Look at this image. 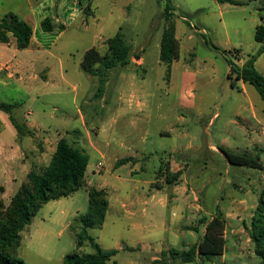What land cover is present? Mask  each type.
Wrapping results in <instances>:
<instances>
[{
  "label": "rangeland",
  "instance_id": "374dc122",
  "mask_svg": "<svg viewBox=\"0 0 264 264\" xmlns=\"http://www.w3.org/2000/svg\"><path fill=\"white\" fill-rule=\"evenodd\" d=\"M111 1L98 0L95 4L102 13L114 5L130 4V16L119 24L120 32L130 55L141 57L138 65L130 59L127 65L115 67L125 72L127 94L120 95L116 75H112L109 106L98 112L103 106L95 97L98 80L81 70V79L75 78L70 88L54 91L51 106L56 108L55 117L72 114L70 126L84 132L75 108L81 110L92 150L85 139L74 145L89 155L86 182L108 190L110 208L105 221L101 228L89 229V236L104 251L115 250L111 264H154L155 254L161 257V252L155 251L162 249L165 255L160 264H258L260 258L255 254L253 243L245 242V234L238 242L231 226L226 228L222 256L182 263L174 252L186 251L201 239L203 221L211 220L210 211L218 212L223 219L229 213L232 218L226 223L243 227L234 219L239 200L247 207L246 213H252V218L242 216L246 226L250 229L252 221L258 224L255 206L264 185L260 181L264 177V100L250 84L244 83V91L240 90V83L231 87L227 74L229 59L241 66L257 53L254 33L258 25L264 24L262 0H233L234 4L217 0H170L173 7L170 21L174 22L180 49L178 59L169 67L168 77L166 65L159 60L161 37L167 23L163 16L165 1L114 0L113 5ZM95 4L91 7L93 11ZM68 45L67 51H73L69 60L77 62L90 44L77 41ZM100 51L104 52V47ZM255 69L264 75V54L257 56ZM129 91L136 94L130 103ZM75 93L77 97L73 101ZM117 103L126 112L124 117L116 116ZM252 105L254 119L249 109ZM28 110L22 104L12 114L22 118ZM93 128L105 132L97 136ZM159 130L169 134L159 137ZM145 131V143L131 142L134 136L144 137ZM105 142L122 156L131 153L126 148L129 143L135 146L132 152L144 149L147 158L140 161L142 169L125 164L113 170L106 162L102 173L94 172L99 159L95 147L102 148ZM221 148L257 158L263 168L230 165ZM31 161L27 160L23 167L29 169ZM173 163L182 164L181 176L167 184L163 172L168 166L169 172L174 173ZM16 166L22 167L18 161ZM14 172L16 183L4 184L5 190L0 191L5 206L25 179L17 167ZM201 185H204L202 208L205 211L200 214L186 211L179 192L185 189L191 194ZM87 208L86 187L42 205L20 233L16 258L26 264H63L62 258L67 254L93 253L88 243L76 247L79 228L74 227L79 225L77 218ZM202 217L205 219L201 220Z\"/></svg>",
  "mask_w": 264,
  "mask_h": 264
},
{
  "label": "crops",
  "instance_id": "0c3cea01",
  "mask_svg": "<svg viewBox=\"0 0 264 264\" xmlns=\"http://www.w3.org/2000/svg\"><path fill=\"white\" fill-rule=\"evenodd\" d=\"M95 1L98 0H0V18L4 14L11 12L20 20L27 23L32 31L29 44L24 49H18L16 40L11 34L8 35V42H0V102L15 104V110L22 104L26 108H30V110L23 113L22 118H18L12 114L14 109L11 115L19 124H23L31 130V134L18 136L9 119V114L0 111V191L5 190L4 184L12 186L16 183L15 167L19 170L20 176H25L21 184L26 181V175L31 169L42 171L50 161L57 141L62 137H66L69 140L72 139L73 141L71 143L74 144L79 143L81 139H85V141L89 142L90 149L92 150L89 130L86 129V123L82 117L81 110L78 107L75 108L77 111L76 117L79 115L81 124L84 125V132L70 126V120L73 118L72 114L65 113L61 117H55L53 111L56 108H51V106L55 90L59 92L62 89L63 91L64 88H70L72 86L75 78L77 80L81 79L80 62L84 52L90 47H96L99 51L102 47L105 49V41L118 32L121 29L119 24L126 22L130 16L131 10L129 3H125L129 6H124L123 4L111 6L107 13H102L100 7L98 5L96 6ZM111 2L113 5L114 0ZM93 3L95 4L94 11L91 8ZM88 6L89 10L86 12L84 9ZM114 15L119 16V18ZM45 18H49L55 25L63 26L64 29L62 31L44 32L40 27V23ZM77 41L88 42L90 45L83 49L77 62H71L69 58L73 51H67L70 46L68 44H73ZM100 53L104 54L105 51H100ZM140 59L141 57L138 60L132 59V61L138 65ZM113 69L108 71L107 81L102 91L95 96L96 99H100L103 103V106H100L98 112L109 106L107 98L109 93H112L110 91V77L112 75H116L117 80L115 81L119 83L117 87L120 95L124 96V94H127L124 83L126 79L124 70L118 68ZM237 83H240V90L244 91V83L241 81ZM128 94L130 95H128V101L130 103L134 99L133 97L136 98V94L134 91H131V93L129 91ZM76 97L77 94L75 93L72 100L75 101ZM249 109L254 119L255 112L253 105ZM115 110L117 117H124L126 115V112L121 109L118 103L115 105ZM98 112H94L95 115ZM110 125L111 127L114 126V124ZM245 126H247V123H245ZM91 130L97 136L105 132L104 130H100V128H93ZM243 131L245 132V128H243ZM143 134L144 137L142 138L134 136L131 142L136 140L145 143L147 140L145 138L147 131ZM168 134L169 132L165 130L158 131L159 137H164ZM102 145V148L95 147V152L98 154L99 159L95 165L97 170H94V172L98 171L102 173L106 162L110 163L113 170L125 164H130L131 167L138 165L142 169L140 161L147 158L144 149L141 152H132L135 146L131 143L127 144L126 147L131 153L123 156L118 155L117 151L110 149L113 146L109 142H105ZM120 145L122 146L124 144L121 142ZM29 159L32 160L30 162V168L25 169L23 164H26V161ZM121 159H128L129 161L125 164L117 165V161ZM17 161L21 163L22 167L16 166ZM169 165L172 166L171 161ZM173 167L174 172L181 171L182 164L173 163ZM260 181L264 183V177H261ZM152 182H149V184ZM103 184L106 186L107 183L104 182ZM86 185L87 187H93L87 182ZM95 187L104 188L108 193L105 187ZM203 189L204 185H201L196 191H192L191 194H188V191H185V189L181 192L178 190L175 191L180 193L186 211L189 209L196 214H200L205 211L202 208ZM263 190L264 185L261 193ZM237 203L236 210L238 214L234 215V219L237 222H241L243 227H240L238 224H227L226 220L232 217L229 213H226L224 216L225 230L223 238L225 240L227 226H231V233L236 240L239 242L241 236L245 234V242L248 243L250 242L247 236V229L249 228L246 226L245 219L242 216L245 215L248 218H252V213H246L247 207L243 205L242 200L237 201ZM109 208L110 205L108 203ZM130 214L132 215V212ZM216 214L218 212L214 213L210 211V219ZM200 219H205V217ZM207 222L206 219L203 224V232ZM145 246L143 245L142 248H145ZM161 251H155V253ZM156 258L157 255L155 254L152 261Z\"/></svg>",
  "mask_w": 264,
  "mask_h": 264
},
{
  "label": "trees",
  "instance_id": "16d2710c",
  "mask_svg": "<svg viewBox=\"0 0 264 264\" xmlns=\"http://www.w3.org/2000/svg\"><path fill=\"white\" fill-rule=\"evenodd\" d=\"M161 1V0H159ZM164 18L166 27L163 31L160 42L159 60L167 67L166 77L169 76L171 63L178 59L180 43L175 37L173 18V7L170 0H164ZM220 3H232L233 0H217ZM264 6V0H262ZM86 12L89 6L84 9ZM40 27L44 32L62 31L61 25H55L49 18L41 21ZM11 34L18 49L28 46L32 34L30 26L20 20L15 14L9 12L0 18V42L6 43ZM254 41L258 44L256 55H251L241 65L238 66L228 60L229 72L227 78L231 87H235L238 81L252 85L260 98L264 100V75L255 69V61L258 55L264 54V24L255 28ZM105 53L101 54L98 48L90 47L87 49L80 62L81 70L98 80V93H100L107 81L108 71L117 66H125L130 59L138 60L139 55H130L124 35L116 32L112 37L105 41ZM97 96V95H96ZM15 104L0 102V111L9 114V119L13 124L18 136L31 134V130L23 124H19L11 115ZM75 133V132H69ZM220 152L230 165L261 169L262 164L259 159L248 157L243 154L233 153L221 148ZM89 157L86 152L66 137L60 138L55 146V150L50 161L42 171L31 169L26 175L16 193L11 197L7 206L0 198V264H26L16 258L17 249L20 246V233L30 224L31 219L45 203L68 197L86 187L88 194L87 211L77 218L79 228L76 232V247L80 248L88 243L94 250L91 254H78L76 252L63 256V264H111V256L115 250L104 251L94 242L88 234L89 229L101 228L108 210L107 191L104 188L87 187L85 173ZM128 159L117 161V165L128 162ZM162 170V168H161ZM164 181L171 184L181 176V171L169 172L168 166L164 169ZM171 173V174H170ZM167 175L169 177H167ZM255 216L258 224L251 222V228L247 229L248 238L253 243L255 254L260 258L258 264H264V192L259 196L255 209ZM205 221H203L204 223ZM246 229V227H244ZM225 230V220L221 214H216L209 220L205 227L201 239L188 250L174 252L182 263H190L196 258L210 260L224 253L223 238ZM165 252L161 251V257L153 260L154 264H160Z\"/></svg>",
  "mask_w": 264,
  "mask_h": 264
}]
</instances>
